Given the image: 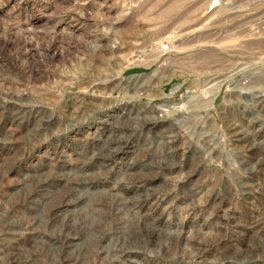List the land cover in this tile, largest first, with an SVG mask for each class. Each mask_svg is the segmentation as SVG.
I'll use <instances>...</instances> for the list:
<instances>
[{
    "label": "rangeland",
    "instance_id": "obj_1",
    "mask_svg": "<svg viewBox=\"0 0 264 264\" xmlns=\"http://www.w3.org/2000/svg\"><path fill=\"white\" fill-rule=\"evenodd\" d=\"M258 93L264 0H0V264H264Z\"/></svg>",
    "mask_w": 264,
    "mask_h": 264
},
{
    "label": "bare ground",
    "instance_id": "obj_2",
    "mask_svg": "<svg viewBox=\"0 0 264 264\" xmlns=\"http://www.w3.org/2000/svg\"><path fill=\"white\" fill-rule=\"evenodd\" d=\"M248 92H246V93H244L245 95H247L248 97H249V99L250 100H253L252 99V96H253V94H247ZM264 96H262L261 95V93H258L254 98L255 99H257L256 101H257V104H256V106H248L247 105V100H244V101H246V103L244 104V105H241V110L242 111H249V112H247L248 114H250V119H249V122L250 123H252L251 125H250V127H252V125L253 124H255V123H257V125L255 126V128L253 129V130H251L250 132H248V134H250V136L251 137H253V138H255V136H257L258 135V131H260L261 132V134L262 133H264V129H262L263 127H261V125H262V119H263V115H260L259 116V114L258 113H262V108H263V105H262V103L264 102L263 101V99H259V98H263ZM231 104V103H230ZM233 106H236V104H233ZM258 107L260 108L259 109V111H257L258 110ZM251 110H253V111H251ZM257 117H259V118H257ZM228 120V119H227ZM254 122V123H253ZM228 123H229V121H228ZM232 123V122H231ZM228 125V124H227ZM245 125L244 124H241V125H238V126H236V127H238V128H242V129H244L243 127H244ZM231 127H233V125H231ZM241 129V134H247L245 131H243ZM233 130V128L230 130V131H232ZM245 132V133H244ZM206 142V141H205ZM262 141H260V143H261ZM261 147V146H260ZM253 150H254V152L255 151H257V146H255V147H253L252 148ZM246 160V159H245ZM262 164V163H261ZM254 225L256 226V225H259L258 224V221H255V223H254ZM248 259H250V258H240V263L239 264H241V263H243L244 261L243 260H248ZM225 261L223 262V264H234L233 263V261H231V260H226V259H224ZM252 260V259H251Z\"/></svg>",
    "mask_w": 264,
    "mask_h": 264
},
{
    "label": "built area",
    "instance_id": "obj_3",
    "mask_svg": "<svg viewBox=\"0 0 264 264\" xmlns=\"http://www.w3.org/2000/svg\"><path fill=\"white\" fill-rule=\"evenodd\" d=\"M253 101V100H252ZM115 109H117V107L115 108ZM251 111H253V110H251ZM245 112H249V111H244V113ZM114 113L116 114V116H118V117H120L119 116V113H118V110H114ZM257 118H259V117H257ZM243 120V122L245 121V119L243 118L242 119ZM246 122H249V121H246ZM254 123V122H253ZM257 125V123H255V124H253L252 126H256ZM261 127H263L262 129H264V126H262L261 125ZM259 135H264L263 133L261 134V132L260 131H258V135L257 136H255V138L254 139H256ZM259 139H262V138H259ZM259 139L257 138L256 140H258L259 141ZM240 181V180H239ZM242 182V181H241ZM243 185H244V187H246V184L245 183H243ZM245 190V189H244ZM243 194H244V192H243ZM246 195V194H245ZM245 200H248V199H244V202H245ZM245 204H247V203H245ZM247 207H242L241 209H242V213L244 214V212H243V210H245ZM246 224H247V222H246ZM246 231H248L249 229H248V227H247V225H246V229H245Z\"/></svg>",
    "mask_w": 264,
    "mask_h": 264
}]
</instances>
